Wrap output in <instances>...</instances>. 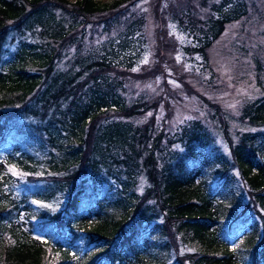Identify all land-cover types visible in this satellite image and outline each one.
I'll use <instances>...</instances> for the list:
<instances>
[{"label":"trees","instance_id":"1","mask_svg":"<svg viewBox=\"0 0 264 264\" xmlns=\"http://www.w3.org/2000/svg\"><path fill=\"white\" fill-rule=\"evenodd\" d=\"M137 1L0 0V264H173L176 235L193 249L190 264H264V95L242 107L253 130L233 139L223 127L230 155L199 119L174 131L154 114L136 122L172 92L129 104L136 73L82 41L87 25ZM172 1L165 22L170 14L192 32L198 43L183 52L208 65L207 49L241 14L218 15L229 0H199L205 17L196 0ZM137 17L131 25L143 27Z\"/></svg>","mask_w":264,"mask_h":264},{"label":"rangeland","instance_id":"2","mask_svg":"<svg viewBox=\"0 0 264 264\" xmlns=\"http://www.w3.org/2000/svg\"><path fill=\"white\" fill-rule=\"evenodd\" d=\"M97 1L106 3L115 0ZM167 1L138 0L134 5H123L115 15V21L105 18L100 22L95 21L93 25L90 23L85 28L82 49L86 53L108 57L115 63L129 65L131 70L137 69L134 71L136 76L126 80V90L123 92L129 104L145 98L151 100L162 91L166 95V91L172 92L173 97L167 95L164 101L168 104L162 103L158 109L135 117L136 122L145 124L155 115L157 122L164 120L168 128L174 131L184 123L199 119L215 136L224 152L230 155L223 127L230 131L233 139L245 130H253L241 118L242 107L248 101L264 95V0H229L222 5L219 16L241 15L228 22L223 34L207 49L208 65H205L206 60L201 52H183L182 46L197 44L198 38L170 14L165 22L164 5L167 8V4L173 2ZM160 2L162 11H158ZM195 5L200 7L199 16L200 13L204 15L207 9L201 8L199 0L195 1ZM138 15H143V27H139L140 23L131 25L132 19L138 18ZM98 17L93 18L97 20ZM79 37V34H75V38ZM163 38L166 48L162 44ZM77 44L65 49L62 67H66L67 60L73 58ZM158 62L160 68H153ZM146 66L152 67L148 69ZM190 87L193 89L191 92ZM212 103L217 105V111ZM115 115L109 114L107 119ZM233 173L239 177L237 170ZM147 184V179L143 177L139 191L142 192ZM5 189L19 197L24 192L15 184L6 185ZM243 193V204H246L250 198L246 186ZM51 206L52 209L58 208V205ZM175 239L178 246L174 250L172 248L170 262L190 264L189 255L193 249L181 241L180 235H176ZM234 243L231 247H234Z\"/></svg>","mask_w":264,"mask_h":264},{"label":"snow or ice","instance_id":"3","mask_svg":"<svg viewBox=\"0 0 264 264\" xmlns=\"http://www.w3.org/2000/svg\"><path fill=\"white\" fill-rule=\"evenodd\" d=\"M179 59V58H178ZM145 63L147 62V58H145ZM137 69H133V71H136ZM8 171L12 174V175H16V176H23V175H27L26 173H20L18 170L15 169V166H10ZM33 203L35 204H39L41 207H45V208H50L52 207L51 205L48 204H43L39 201H33Z\"/></svg>","mask_w":264,"mask_h":264}]
</instances>
